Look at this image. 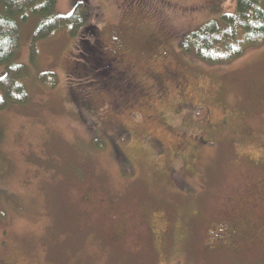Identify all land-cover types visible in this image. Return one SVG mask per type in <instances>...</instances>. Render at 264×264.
<instances>
[{"label":"rangeland","instance_id":"1","mask_svg":"<svg viewBox=\"0 0 264 264\" xmlns=\"http://www.w3.org/2000/svg\"><path fill=\"white\" fill-rule=\"evenodd\" d=\"M77 1L81 33L40 41L35 63L47 17L15 18L8 65L26 66L29 100L0 109V264H264V43L222 65L181 46L235 0H57L49 15ZM216 224L243 239L211 245Z\"/></svg>","mask_w":264,"mask_h":264},{"label":"trees","instance_id":"2","mask_svg":"<svg viewBox=\"0 0 264 264\" xmlns=\"http://www.w3.org/2000/svg\"><path fill=\"white\" fill-rule=\"evenodd\" d=\"M56 3L57 0H0V66L7 64L5 72L0 75V109L8 103L25 104L29 100L22 81L26 75V66L8 65L20 47V25L15 19L17 16L23 20H27L29 14L47 17L31 43L32 63L36 62L39 55L40 41L65 27L70 29L73 36L81 33L88 5L77 1L70 15L51 16L49 14ZM235 4L234 12L212 18L185 35L181 46L207 64L222 65L240 58L247 49L262 45L264 0H235ZM54 75L52 72L42 73L41 81L45 82L48 76Z\"/></svg>","mask_w":264,"mask_h":264},{"label":"flooded vegetation","instance_id":"3","mask_svg":"<svg viewBox=\"0 0 264 264\" xmlns=\"http://www.w3.org/2000/svg\"><path fill=\"white\" fill-rule=\"evenodd\" d=\"M96 42H97V40H93L92 45L87 44L88 47L86 48V50L89 52V54H91L92 53L91 50H94V48H95L96 50H94V51L96 53H99V54L92 53V56L95 57L96 60L100 61L99 59H103L104 58L103 57L104 54L100 55L102 53H101V51H99L100 47L96 44ZM114 58L117 60V62L119 61L120 63H122V62L124 63V54H121L120 52H118L114 56ZM115 59H112L113 61L111 60L112 64H109L110 66L111 65L113 66L114 64L116 65V62H115L116 60ZM113 67H110V68L112 69ZM167 74L171 78L179 77L176 72H173V71H170V70L167 71ZM113 75L122 76L118 72H116ZM234 227L235 226H233L231 224H226V225H224V224H216V225H212L211 226V231H210V236L212 237V244L211 245H223V244L231 245V244H234V243H236L238 241L240 242L243 239L244 236H243L242 232L239 233V234L234 232V230H233ZM252 231L256 232L255 227H252ZM247 232H248V230H246V233ZM258 232H259V230H258ZM228 239H230V243L229 244L226 241Z\"/></svg>","mask_w":264,"mask_h":264}]
</instances>
